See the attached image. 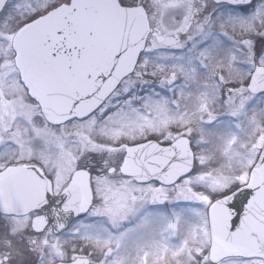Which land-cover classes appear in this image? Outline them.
<instances>
[{
  "label": "snow or ice",
  "instance_id": "obj_1",
  "mask_svg": "<svg viewBox=\"0 0 264 264\" xmlns=\"http://www.w3.org/2000/svg\"><path fill=\"white\" fill-rule=\"evenodd\" d=\"M0 264H264V0H0Z\"/></svg>",
  "mask_w": 264,
  "mask_h": 264
}]
</instances>
